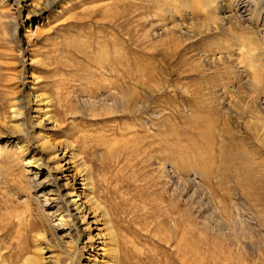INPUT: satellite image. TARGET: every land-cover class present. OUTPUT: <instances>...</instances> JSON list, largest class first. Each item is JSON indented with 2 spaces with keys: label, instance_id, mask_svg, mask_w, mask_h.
I'll use <instances>...</instances> for the list:
<instances>
[{
  "label": "rangeland",
  "instance_id": "obj_1",
  "mask_svg": "<svg viewBox=\"0 0 264 264\" xmlns=\"http://www.w3.org/2000/svg\"><path fill=\"white\" fill-rule=\"evenodd\" d=\"M209 1L41 0L42 13L27 16L24 2L0 0V246L16 245L17 221L25 217L36 222L32 233L44 229L55 237L56 218L42 216L49 211L36 195L42 185L49 190L60 160L48 141L68 139L80 153L93 137L102 152L99 139L117 136V146L131 151L119 136L134 127L144 137L149 179L145 190L134 186L128 197L135 193L146 222L176 227L172 235L187 246L201 240L218 254L222 248L233 264H264V0ZM226 10L234 17L231 30L219 22ZM100 66L119 70L113 92L137 93L140 114L107 102L90 112H68L62 128L51 129L34 108L41 103L23 100L12 108L21 114L8 119L10 102L39 92L31 71L57 101L62 86L74 85L67 105L79 107L87 75ZM85 159L89 163L87 153ZM52 203L66 214L59 201ZM230 217L233 234L212 230ZM149 247L161 249L160 255L172 251L155 239ZM182 253H170L175 264H182ZM85 255L80 263L88 264Z\"/></svg>",
  "mask_w": 264,
  "mask_h": 264
},
{
  "label": "bare ground",
  "instance_id": "obj_2",
  "mask_svg": "<svg viewBox=\"0 0 264 264\" xmlns=\"http://www.w3.org/2000/svg\"><path fill=\"white\" fill-rule=\"evenodd\" d=\"M57 1L59 0H43L42 3H44L43 5L54 4ZM16 2L19 7L22 2H24V7H29L27 16L31 14L40 15L44 8L41 5V0H16ZM212 2L213 0H210L209 4ZM59 4L62 5V3ZM231 11L226 10L228 15L225 17L227 18L219 19L220 23L227 25L228 30H231L230 21L234 18L230 16L232 15ZM243 38L246 39L245 36ZM251 42H248L245 46ZM100 67L102 71L98 73L91 71L87 75L88 81L86 82L90 85L88 87L82 85L85 99L81 100L82 106L79 107H74L72 103L67 105V102H71L69 100L70 93L72 94V91L76 92L74 85L71 89H68L70 86H62L61 90L62 88L65 90L62 92V98L57 101L52 94L46 92V83H41L39 76L33 75L31 71V82L36 91L39 92L38 94L27 92L23 98L10 102L8 119L21 114L15 109V112H13L12 108L16 107V103L23 106V100L26 101L27 106L41 103V106L34 108L42 115L39 120L47 121L51 129L62 128V123L68 112L73 114H78L81 111L90 112L99 108L100 105L105 106L107 102H111L114 110L119 109L120 111H128V113L140 114L143 107L137 93L127 96L124 90L121 89V91L118 88L117 91L121 94V97H119L117 96L118 93L113 92L116 90V75L119 70L117 72L113 68ZM123 69L122 67L121 70ZM114 73L116 75H113ZM30 89L29 87V91ZM155 90L156 88H151L150 92L154 94ZM67 107L69 111H67ZM34 124H37V121ZM2 125H5V122ZM5 127L8 126L5 125ZM50 127H47V130H50ZM133 128L127 127V129L120 132L119 136L126 145L131 143L129 145L131 146L129 148H132L131 151H126L121 146H117L119 140L117 136L108 139L101 137L99 139V143L103 147L102 152L96 150L95 144H92L95 142L93 137L90 138L92 143L91 141L82 143L83 147H80V153L75 152V144L73 145L68 139L56 144L48 141L52 151H59L53 157L60 160L53 166L56 175L51 178L50 184L47 183L50 186L48 187L49 190L45 192L46 187L42 185V192L36 195L43 198L42 205L49 211V213H46L45 209V211H41L43 212V215H41H48L51 219L56 218L51 221L55 237L54 239L48 238L44 229L32 233L36 223L33 218L19 219L17 226L20 230H17L18 237L15 236L17 238L16 245L13 246L12 243H9V245L0 246V264H87L80 263V259L85 254L86 261L90 262L88 264H95L96 262L98 264H129L130 262L132 264H175L174 259L171 258L172 256L170 257V253L177 255L180 251H183L182 255L184 257L182 264H233L227 258L228 256L222 255L224 251L222 248L220 250L222 251L221 254H218L214 251V245L209 246L201 240L200 242H192V245L187 246L186 243L183 244L182 240H178L177 237L172 235L176 233V227L146 222V212H139L140 209L135 205V193L133 196L128 197L130 192L133 189L135 190L134 186L138 188L139 193L141 190H145L149 179L146 149L142 147L144 137L142 135L137 136L136 133L138 132ZM86 153L89 157V163L85 159ZM38 166L42 165L39 164ZM37 168L39 169V167ZM138 169L141 170L138 171ZM37 171V174L40 173V170ZM55 200L60 202V208H65V215L63 211L53 210L55 207L52 202ZM229 220H216L217 224H214L212 230L228 232L229 234L232 231L233 234V226L237 227L236 220H233V218ZM161 231L170 233V236L168 238H166V235L162 236ZM198 233H201L200 229ZM28 236L32 237V240H29ZM154 239L166 243V246L172 251L169 254L163 253V255H160L161 252L159 251L161 249L159 250L156 247L147 249L148 243L153 242ZM186 242L188 241L186 240ZM55 248L60 251L59 254L56 253ZM210 249H213V251H209ZM185 250L189 251L184 253Z\"/></svg>",
  "mask_w": 264,
  "mask_h": 264
}]
</instances>
